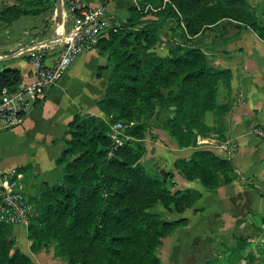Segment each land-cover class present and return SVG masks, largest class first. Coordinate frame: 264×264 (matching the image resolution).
<instances>
[{"label":"trees","instance_id":"trees-1","mask_svg":"<svg viewBox=\"0 0 264 264\" xmlns=\"http://www.w3.org/2000/svg\"><path fill=\"white\" fill-rule=\"evenodd\" d=\"M53 1L19 0L0 6V22L39 14ZM138 1L156 5L162 0ZM170 2L176 11L167 4L152 16L131 6L121 27L96 44L111 66L96 102L104 117L75 113L64 132L65 147L55 160L62 166V181H42L28 195L34 207L26 225L32 251L52 246L53 254L68 264H161L158 249L163 238L186 219H165L155 207L183 212L201 196L193 188L172 191V170H149L140 161L147 130L142 116L158 118L166 112L155 127L166 131L180 148L194 146L198 134L223 135L229 104L217 102V85L224 79L229 86V70L209 64L193 38L205 30L219 31L223 22H229L250 27L264 40V24L257 7L246 0ZM167 17L174 25L165 29L162 20ZM163 35L168 38L164 56L154 50ZM19 81L17 68L0 70V92L3 87L15 88ZM211 113L219 117L214 124L209 122ZM114 121L126 124L119 144L108 135ZM173 168L206 188L216 187L220 176L229 180L232 172L228 159L207 148L176 158ZM0 264H33L15 246L13 225L3 222Z\"/></svg>","mask_w":264,"mask_h":264},{"label":"crops","instance_id":"crops-1","mask_svg":"<svg viewBox=\"0 0 264 264\" xmlns=\"http://www.w3.org/2000/svg\"><path fill=\"white\" fill-rule=\"evenodd\" d=\"M18 1L0 0V6ZM84 1L92 6L103 5L108 16L122 20L127 19L134 6L133 0ZM246 1L257 7L264 24V0ZM163 19V24L174 25L171 18ZM61 20V24L55 21L54 0L51 8L39 14H23L10 24L0 22V70L17 68L18 85L32 82L28 48H42L45 63H53L62 45V34L73 23L64 9ZM222 24L224 30H205L193 38V43L210 54L211 65L229 70L227 93L218 95L220 104H229L222 121L223 135L198 134L194 146L180 148L163 129L152 130L155 135L152 145L158 151L155 157L164 158L166 171L174 172L171 190L193 188L201 193L183 212L166 209L169 216L163 218H185L186 222L163 238L158 249L161 264L264 262V138L254 133L257 127L264 130V40L250 27ZM154 50L166 55L168 41L157 43ZM110 74L107 57L98 48L81 53L46 96L24 113L21 124L0 131V174L29 166L18 171L27 193L42 181L61 182L62 166L55 160L65 147L63 136L67 125L75 113L104 117L96 102L103 95ZM163 140L167 145H163ZM144 142L147 147L145 139ZM223 144L228 146L227 150L219 148ZM201 148L230 161L229 180L220 176L216 187L206 188L198 180H188L174 170L176 158L188 157ZM13 232L15 246L33 264H68L53 254L52 246L32 251L25 225H13Z\"/></svg>","mask_w":264,"mask_h":264},{"label":"built area","instance_id":"built-area-1","mask_svg":"<svg viewBox=\"0 0 264 264\" xmlns=\"http://www.w3.org/2000/svg\"><path fill=\"white\" fill-rule=\"evenodd\" d=\"M62 8L73 19L71 27L62 34V45L54 62L46 64L42 48H28L33 81L21 83L15 88L3 87L0 92V131L18 126L24 113L37 101L43 99L48 90L57 83L75 59L83 52L92 50L101 38L110 31H117L125 20L107 15L103 5L92 6L84 0H61ZM170 0L159 5L133 0L141 14L148 16L162 10ZM61 24V23H60ZM112 115H109L111 118ZM126 124L114 121L109 126V137L118 144L124 136ZM254 133L264 138V130L255 128ZM227 145L220 149L227 150ZM21 173L12 170L0 174V222L11 225H27L33 210L28 199Z\"/></svg>","mask_w":264,"mask_h":264},{"label":"rangeland","instance_id":"rangeland-1","mask_svg":"<svg viewBox=\"0 0 264 264\" xmlns=\"http://www.w3.org/2000/svg\"><path fill=\"white\" fill-rule=\"evenodd\" d=\"M155 5V4H154ZM156 5H159V4H156ZM148 16H152V14H149ZM167 27H169V25L168 24H164V28L166 29ZM172 27H173V25H172ZM161 41H168V38L166 37V36H161V39H159V41L157 42L158 44H160V42ZM156 43V44H157ZM197 44V43H196ZM155 48V47H154ZM208 51V50H207ZM204 53L206 54V56H207V59H208V62H209V64L211 63V61H212V59L210 60L209 59V57H210V54L208 53V52H206V50L204 51ZM144 54H145V52H141V57L142 58H144ZM219 86H220V91H219V93H218V89H219ZM217 102L220 104V102H219V100H218V95L220 96V97H222L224 94H226L227 93V85L225 84V81H224V79H220L219 81H218V85H217ZM166 116V112H164V111H162L161 113H160V115H159V117L158 118H156L155 116H152L151 118L149 117L148 119H145V116H142V120L145 122V124L147 125V130L145 131V141H147V149H143L141 146H140V153H141V159H140V161L141 162H143V164H145L146 166H147V168L149 169V170H155V171H159V172H161V171H166V168H167V163H166V160L164 159V158H161V159H158V158H156L155 157V155H156V152H158L157 151V149H155V147H153V143H154V138H155V135H154V133H152V130L154 129V128H160V127H155V126H160V121H161V119H163L164 117ZM210 117H211V119H212V121H213V124H214V122L216 121V120H218V116H215L213 113H211V115H210ZM161 129V128H160ZM108 133H109V131H108ZM125 137V133H124V136H123V138ZM123 138H122V140H120V142L119 143H121V141H123ZM163 142V145H167V144H165V141L163 140L162 141ZM118 143V144H119ZM157 160H156V159ZM163 169V170H162ZM41 183V182H40ZM39 183V184H40ZM39 184H37L36 185V187L39 185ZM36 187H34V188H32V190H31V192H29L28 194L29 195H32V194H34V191H35V189H36ZM34 208V207H33ZM155 210L156 211H158L161 215H162V217H164V216H166V217H168L169 216V214L166 212V209L162 206V205H160V204H158L156 207H155ZM32 212H33V210H32Z\"/></svg>","mask_w":264,"mask_h":264},{"label":"water","instance_id":"water-1","mask_svg":"<svg viewBox=\"0 0 264 264\" xmlns=\"http://www.w3.org/2000/svg\"><path fill=\"white\" fill-rule=\"evenodd\" d=\"M62 9L63 8H62L61 0H55V21L59 24L62 23V20H61ZM235 25L238 27L240 26V24H235ZM221 28L224 30L225 25L221 24Z\"/></svg>","mask_w":264,"mask_h":264}]
</instances>
